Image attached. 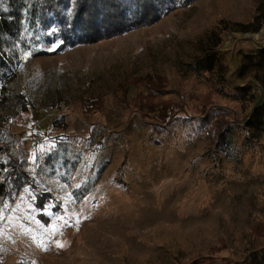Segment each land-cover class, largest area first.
<instances>
[{
  "label": "rangeland",
  "instance_id": "1",
  "mask_svg": "<svg viewBox=\"0 0 264 264\" xmlns=\"http://www.w3.org/2000/svg\"><path fill=\"white\" fill-rule=\"evenodd\" d=\"M261 9L173 0L153 25L74 47L25 24L0 130L23 149L27 177L0 198V264H264L252 235L264 225V127L247 131L264 93L240 76L264 54V23L247 32ZM211 37L227 92L194 67ZM172 103L158 135L155 107ZM222 114L234 122L226 152L207 136Z\"/></svg>",
  "mask_w": 264,
  "mask_h": 264
},
{
  "label": "trees",
  "instance_id": "2",
  "mask_svg": "<svg viewBox=\"0 0 264 264\" xmlns=\"http://www.w3.org/2000/svg\"><path fill=\"white\" fill-rule=\"evenodd\" d=\"M173 0H0L1 3L10 4L9 13H0V96L16 77L17 45L21 44L24 29L27 24L31 31H43V37L49 44L61 42L72 47L79 44H93L111 38L122 36L133 30L153 25L165 13ZM191 0H187L190 2ZM261 23H260V21ZM259 23L255 30L247 32L257 33L264 23V9L258 11L254 23ZM211 37L204 48L202 57L195 60V69L211 74L208 89L216 92H227L228 67L219 52L222 41ZM28 51L29 49H25ZM46 51H35V55L44 54ZM242 79H250L252 87L264 93V54L246 58L240 72ZM152 84V82H151ZM154 84V83H153ZM160 85L165 86V81ZM254 85V86H253ZM256 86V87H255ZM1 87L3 90H1ZM242 93V92H240ZM236 96L237 95H231ZM254 96L251 103L255 105V112L249 122L247 131H259L264 127V98L258 103ZM183 106V104L178 102ZM210 105V101L203 107ZM175 104L159 105L157 119L161 126H156L158 135H163L170 120ZM177 110H180L176 107ZM173 113L172 116H175ZM212 126L207 131L210 142L226 152L228 149V132L234 122L223 114L216 115ZM175 120V119H174ZM6 151V161L0 160V198L6 199L9 190H17L24 184L22 177H27L26 156L22 148L17 146V140L8 135L5 130H0V152ZM10 196V194H9ZM253 236L264 240V225L253 229ZM256 244V243H255Z\"/></svg>",
  "mask_w": 264,
  "mask_h": 264
}]
</instances>
